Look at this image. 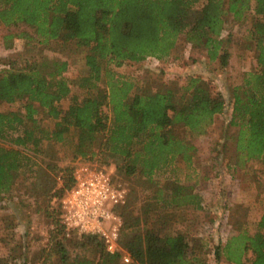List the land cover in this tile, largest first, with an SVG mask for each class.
Instances as JSON below:
<instances>
[{"label": "trees", "instance_id": "16d2710c", "mask_svg": "<svg viewBox=\"0 0 264 264\" xmlns=\"http://www.w3.org/2000/svg\"><path fill=\"white\" fill-rule=\"evenodd\" d=\"M250 16L245 44L257 65L232 89L236 164L264 162V0H0L4 48L13 51L24 40L23 51L0 67V206L15 201L22 212L32 207L14 195L19 183L26 184L36 212L55 225L50 241L59 264H221L223 255L231 264H264L261 181L255 187L263 212L254 231L239 218V233L217 244L216 262L192 235L197 211L204 210L197 181L192 183L194 141L225 112L227 94L200 75H187L183 84L147 79L143 86L119 71L151 56L176 57L183 42L226 64L230 37L224 33ZM75 51L84 53L85 69L71 77ZM71 134L75 157H87L95 146L100 166H116L115 184H132L127 202L117 208L120 244L131 262L110 253L99 235L66 236L61 202L74 183V167L59 165L57 145ZM6 226L12 232L17 227L13 218ZM71 249L79 253L72 256ZM26 258L13 249L0 256V264H28Z\"/></svg>", "mask_w": 264, "mask_h": 264}, {"label": "rangeland", "instance_id": "374dc122", "mask_svg": "<svg viewBox=\"0 0 264 264\" xmlns=\"http://www.w3.org/2000/svg\"><path fill=\"white\" fill-rule=\"evenodd\" d=\"M252 21L250 16L244 22L229 24L228 30L224 33L225 38L230 37V42L227 45L230 55L226 64H222L220 60L211 61L206 51L188 48L183 42L184 46L181 45L173 54L176 57L167 60L149 57L141 63L129 62L124 68L119 69L120 72L135 77L136 81L138 80L137 84L143 86L147 79L157 82L178 81L183 84L187 75H200L208 79L215 90L219 88L224 91L231 100L225 112L216 116L215 122L208 131L198 136L194 141L197 150L194 154L192 168L196 176L192 183L197 181V187L203 198L204 210L197 211L198 216L193 221L194 226L191 230L194 237H198L206 243L209 252L207 257L211 262H216L215 248L217 244L225 243L228 238L239 233L240 228L236 223L239 218H245L247 226L253 232L263 212V205L259 202L262 194L259 193L255 185L257 181L264 183V162L251 160L244 164H236L238 155L233 139L235 126L230 124V112L233 104L232 89L241 84L244 74L257 65L254 51L247 48L245 44ZM4 31L5 28L0 25V67L10 55L18 54L24 49V40L20 39L17 42V49L6 50L2 36ZM70 56L72 66L68 74L75 77L85 69V56L83 52L76 51L71 52ZM73 89L76 91L77 87L74 86ZM68 105L69 100H65L62 104L64 109H67ZM2 108H20V105L4 104ZM105 111L109 113V108L106 107ZM74 139L76 137L71 134L65 143L57 145L60 157L59 165L75 168L84 163L102 164L100 150L95 146L92 147L93 151L87 157H75ZM94 151L97 153L95 156L92 154ZM33 161L31 159L32 163ZM108 166L113 168L116 181L119 178L116 174V166L114 164ZM61 176L62 173L57 174L58 186H63L64 179ZM131 186L130 182H126V186H123L127 190V200ZM26 187V184L20 185L19 183L14 195L17 198L22 195L21 199L32 204V207L27 206L22 212L15 201H11L8 208L0 206V238L5 239V241H0V256L10 255L14 249L17 255H26L28 264H59L58 256L52 249L50 241L55 225L48 223L45 213L36 212V202L34 198H28L25 193L28 191ZM69 189L65 190V194ZM59 199L58 197L52 199L51 203L54 207L58 206ZM250 204L252 207L247 215V206ZM9 218H13L17 225L14 232L6 226ZM65 231L67 237L73 232L66 229ZM71 253L72 256H75L79 252L76 249H71ZM86 254L91 255L90 252ZM20 261L18 258L15 263H20ZM221 264L231 263L223 255Z\"/></svg>", "mask_w": 264, "mask_h": 264}, {"label": "built area", "instance_id": "2783aa9c", "mask_svg": "<svg viewBox=\"0 0 264 264\" xmlns=\"http://www.w3.org/2000/svg\"><path fill=\"white\" fill-rule=\"evenodd\" d=\"M113 176L111 166L77 165L74 183L62 198L61 221L67 231L101 236L110 253L120 252L124 262H131L120 244L123 218L117 210L126 203L127 190L117 186Z\"/></svg>", "mask_w": 264, "mask_h": 264}]
</instances>
